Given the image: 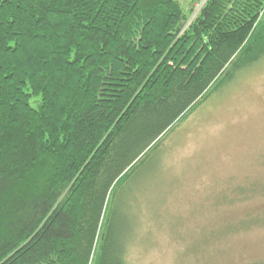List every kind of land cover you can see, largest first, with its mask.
Instances as JSON below:
<instances>
[{
	"label": "trees",
	"instance_id": "16d2710c",
	"mask_svg": "<svg viewBox=\"0 0 264 264\" xmlns=\"http://www.w3.org/2000/svg\"><path fill=\"white\" fill-rule=\"evenodd\" d=\"M263 56L264 0H0V264H134L129 184Z\"/></svg>",
	"mask_w": 264,
	"mask_h": 264
},
{
	"label": "rangeland",
	"instance_id": "374dc122",
	"mask_svg": "<svg viewBox=\"0 0 264 264\" xmlns=\"http://www.w3.org/2000/svg\"><path fill=\"white\" fill-rule=\"evenodd\" d=\"M206 0H179L191 20ZM125 192L134 264H264V56L198 102Z\"/></svg>",
	"mask_w": 264,
	"mask_h": 264
}]
</instances>
